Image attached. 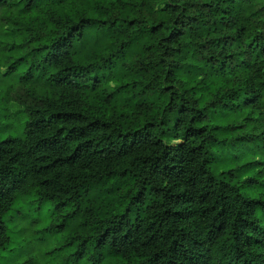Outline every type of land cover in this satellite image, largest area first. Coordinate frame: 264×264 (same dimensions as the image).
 <instances>
[{"label": "trees", "instance_id": "obj_1", "mask_svg": "<svg viewBox=\"0 0 264 264\" xmlns=\"http://www.w3.org/2000/svg\"><path fill=\"white\" fill-rule=\"evenodd\" d=\"M250 4L206 0L148 27L132 18L135 0H23L19 10L0 0L9 13L0 14V120L14 121L0 124V251L10 245L6 217L35 198L51 208L37 234L62 235L65 264H264V141L250 135L264 124V32L250 39L264 21ZM165 31L161 48L153 41ZM185 37L191 47L180 46ZM101 85L115 112L93 108ZM13 86L58 99L3 116ZM168 93L157 125L150 113ZM80 105L100 117L87 135ZM238 143L240 166L215 175L214 148L230 149L229 165Z\"/></svg>", "mask_w": 264, "mask_h": 264}, {"label": "rangeland", "instance_id": "obj_2", "mask_svg": "<svg viewBox=\"0 0 264 264\" xmlns=\"http://www.w3.org/2000/svg\"><path fill=\"white\" fill-rule=\"evenodd\" d=\"M260 14V16H264V9ZM4 71L5 68H2L1 72ZM8 99V103L6 105L3 104V116L12 115L17 111H28V109L34 106L32 97L25 87L13 86ZM1 107L2 105H0ZM23 118L21 116L19 122ZM6 120L12 121L14 125L13 120ZM15 123L17 124V122ZM19 129H21V126ZM250 135H255V137L264 141V124H261L259 127L257 126V132ZM4 136L5 134L1 135L2 138ZM243 148V145L238 143L236 148L232 150V153L238 156L240 160L237 163L229 165L224 164V161L230 154V149L222 150L221 147L214 148V174L218 175L229 169L238 168L240 162L245 158L242 155ZM259 168L261 169L262 167ZM262 182L264 183V172H262ZM50 209L49 205L41 207L35 198L26 199L14 207V210L6 217L10 245L5 250L0 251V264H19L21 260H23L24 264H65V262L63 263V257L69 255L72 251L71 249H65L61 252L56 251L60 247L62 235L55 234L52 237L46 236L42 239V236L37 234L50 225ZM15 210L18 214H14ZM4 253H7V255H4Z\"/></svg>", "mask_w": 264, "mask_h": 264}, {"label": "clouds", "instance_id": "obj_3", "mask_svg": "<svg viewBox=\"0 0 264 264\" xmlns=\"http://www.w3.org/2000/svg\"><path fill=\"white\" fill-rule=\"evenodd\" d=\"M102 2H105V0H102ZM202 2H206V0H135L137 8L140 10L141 15L139 17H132L133 19H145L147 18L148 27H154L156 24L161 23V22H167V21H172L176 17H179L181 15V10L188 5H197ZM141 5H146V7L141 8ZM16 8L19 10L23 6V0H16ZM173 6L177 7V10L175 11H170L169 9ZM261 9H264V0H251L250 4V12L249 15H253V13H258ZM163 10V11H162ZM2 15H9V13L4 10L3 12H0ZM187 15H191V13H187ZM253 19H256V17H253ZM260 20H264V16L259 17ZM260 32H264V28H256L255 33L250 36L251 38H254L255 34H259ZM168 32H161L158 33L155 40L153 41L154 44L161 45V41H163L167 36ZM75 37L76 33L75 32H70L67 37V42L69 44H74L75 42ZM249 40H246L245 42L248 43L250 42ZM180 46H185V47H191L192 46V41L189 40L187 37L182 39V43ZM163 45H161V48ZM170 47L173 49L177 47V45L173 44ZM77 53L75 51V48L70 49V56H75ZM155 55L157 58H160L161 52H156ZM188 56H191V52H188ZM115 60H117L121 65L124 63H127L126 57L122 58L121 53L117 52L115 53L114 57ZM107 59V58H105ZM179 62V61H177ZM195 62L191 59H185L184 60V67H188L190 65H193ZM77 70L81 68H88V64H79L78 62L73 65ZM168 69L162 67L159 72L152 73L154 76H160L162 78L163 75L167 73ZM85 81L90 80V75L89 73H85ZM128 83H132V81H127ZM179 86V84H177ZM112 92V89L109 88L106 85H101L95 93H89V95H95L100 98L101 103L99 105L93 106V108L96 111H99L100 109H107V108H113V111L115 112V108L112 105H103L102 101L104 98L108 97ZM79 92H75L73 94V98L75 101H79ZM171 97V93H168L163 100L160 103V106L158 108L157 112L150 113L151 116L155 117V123L159 125L160 120L164 116V109L167 108L168 103H169V98ZM58 99V94L54 93L53 95L50 96H33L32 97V103L36 105L43 106V104L47 103L48 101H55ZM194 99H199V97H194ZM179 100H177V106H179ZM202 107V105H201ZM79 112L80 116V123L82 125V131L87 135L89 131V125L93 122V118L95 119H100V117L95 116L94 117V111L93 109L87 108L83 105H80V107L76 110ZM119 115L120 113H116V121L117 123L113 126L118 127L120 131L122 132H127L128 131V126L126 122H119ZM27 121V117H24L21 121L20 124L21 126ZM0 123L2 124H9L12 123V121L9 120H0ZM109 125H112V121L107 122ZM22 130V128H21ZM161 129L157 128L156 131H160ZM166 131V129H164ZM4 138H7V134L4 136ZM161 139L167 143L171 138L169 136H163ZM172 143H181V140H171ZM259 159V157H257ZM4 255H7V253H4ZM19 264H24L23 260L19 262Z\"/></svg>", "mask_w": 264, "mask_h": 264}]
</instances>
